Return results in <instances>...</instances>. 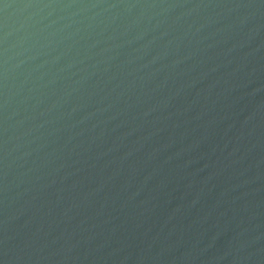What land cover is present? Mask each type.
<instances>
[{
  "label": "water",
  "instance_id": "1",
  "mask_svg": "<svg viewBox=\"0 0 264 264\" xmlns=\"http://www.w3.org/2000/svg\"><path fill=\"white\" fill-rule=\"evenodd\" d=\"M4 4L0 264H264V0Z\"/></svg>",
  "mask_w": 264,
  "mask_h": 264
},
{
  "label": "snow or ice",
  "instance_id": "2",
  "mask_svg": "<svg viewBox=\"0 0 264 264\" xmlns=\"http://www.w3.org/2000/svg\"><path fill=\"white\" fill-rule=\"evenodd\" d=\"M0 4H4V0H0ZM5 5V4H4Z\"/></svg>",
  "mask_w": 264,
  "mask_h": 264
}]
</instances>
